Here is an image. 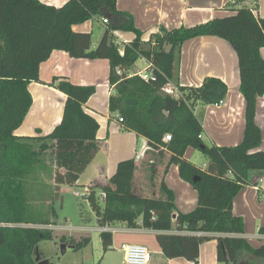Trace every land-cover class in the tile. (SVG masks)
<instances>
[{"label": "trees", "instance_id": "trees-1", "mask_svg": "<svg viewBox=\"0 0 264 264\" xmlns=\"http://www.w3.org/2000/svg\"><path fill=\"white\" fill-rule=\"evenodd\" d=\"M229 11L194 27H161L143 41L133 16L119 11L117 0H69L60 8L39 0H0V224L18 225L0 226V264H37V244L54 238L51 231L19 226L44 223L34 216L38 208L33 209L30 202L34 199L31 184L40 181L38 167L45 163L46 154L50 151L53 156L57 197L64 186L77 184L101 148L100 125L84 109L96 87L63 78L51 83L67 96L62 122L46 136L15 135L33 104L29 84L41 82L40 66L54 51L75 59L108 60L109 83L114 89L110 113L123 118V131L146 138L156 150L168 151V167L176 165L181 179L198 194L197 207L188 213L178 210L175 194L164 182L160 187L163 197L139 195L134 189L136 162L124 160L106 185H92L84 195L99 227L124 225L154 231L158 246L170 260L183 258L198 264L201 246L215 239L219 263L264 264V244L254 248L238 237L245 233V224L233 213L235 198L253 184L252 174L264 175V152L258 150L263 136L256 123L257 101L264 96V19L246 7ZM98 16L108 23L101 42L94 46L91 33H77L73 27ZM117 31L131 32L135 38L121 43L116 40ZM199 37L223 39L237 54L240 92L246 104L244 137L237 146L207 144L201 118L196 115L199 106L224 103L228 86L215 77L205 78L197 87L179 83L181 48ZM169 46H173L170 54L166 52ZM139 59L148 63V80L132 73ZM171 86L177 95L166 92ZM167 135L170 141H165ZM189 148L204 155V167L186 159ZM100 236L103 250L110 251L113 233L101 231ZM61 243L79 251L91 238L62 237Z\"/></svg>", "mask_w": 264, "mask_h": 264}, {"label": "crops", "instance_id": "crops-1", "mask_svg": "<svg viewBox=\"0 0 264 264\" xmlns=\"http://www.w3.org/2000/svg\"><path fill=\"white\" fill-rule=\"evenodd\" d=\"M39 1L60 8L69 0ZM235 1L117 0V8L133 16L136 28L144 34L143 41H147L161 27L167 30L182 26L194 27L228 15L229 10L234 7L250 8L258 18L264 19V0H242L240 3ZM103 20L98 16L74 26L73 30L77 33H91L93 45L97 46L106 30ZM95 30L97 34H94ZM115 37L121 43H129L134 40L135 35L117 31ZM261 54L264 58V48ZM109 75L108 60L75 59L64 51H54L50 59L40 66L41 82L29 84L33 104L15 135L46 136L62 122L67 96L51 86L55 78H63L79 86H95L96 93L84 105V109L100 125L97 137L101 141V148L75 186L87 191L95 184L106 185L120 162L134 159V189L137 194L144 197H163L160 187L164 182L174 192L178 210L183 213L193 211L198 205V194L190 184L181 179L176 165L168 167L171 154L163 149L152 148L146 138L134 132L123 131L121 124L110 113L109 98L114 89L110 86ZM207 77L221 79L228 86V93L223 104L199 106L196 109V115L201 118L204 128L202 138L207 144L218 147L237 146L243 140L246 123V104L240 92L237 54L227 41L217 37H199L185 42L179 61L180 85L197 87ZM256 123L263 136L258 150L264 152V96L257 101ZM194 154L195 150L189 148L186 159L192 162ZM251 181L253 184L246 185L235 198L233 213L242 218L245 224V233L238 237L245 238L251 246L258 248L264 244V233L260 232L264 228V175L253 173ZM107 230L113 233V249L121 250L122 246L131 244L150 246V264H195L183 258L167 259L156 242L154 231L130 229L124 225H114ZM198 264H222L218 261L217 240L213 239L201 246Z\"/></svg>", "mask_w": 264, "mask_h": 264}, {"label": "rangeland", "instance_id": "rangeland-1", "mask_svg": "<svg viewBox=\"0 0 264 264\" xmlns=\"http://www.w3.org/2000/svg\"><path fill=\"white\" fill-rule=\"evenodd\" d=\"M147 65L143 59H139L132 73L146 70ZM44 162L38 167L37 175L40 181L31 184L34 199L30 202L33 209L35 207L38 208L35 210L34 216H37L38 220H43L44 223L19 225L23 228L40 229L53 233V240H44L37 244L35 253L38 256L34 254L36 263L127 264L123 251L115 248L108 252L103 250L100 236L103 229L99 227L96 214L91 208L89 201L84 197L86 194L85 189L77 186H64L58 196H54L55 186L52 171H55V165L50 151L46 154ZM192 162L198 167H203L207 160L201 152L195 150ZM37 191L38 193L40 192L39 195ZM0 226L18 227V225L8 223H2ZM62 237L75 238V240L89 237L91 238V243L82 250L76 251L70 246L67 247L65 245V248L64 244L61 243ZM63 248H65V252H63ZM148 248L151 249L150 246Z\"/></svg>", "mask_w": 264, "mask_h": 264}, {"label": "built area", "instance_id": "built-area-1", "mask_svg": "<svg viewBox=\"0 0 264 264\" xmlns=\"http://www.w3.org/2000/svg\"><path fill=\"white\" fill-rule=\"evenodd\" d=\"M233 3H235V0H233ZM104 23L107 24L108 21L105 19ZM143 60L145 64H148L145 59ZM137 74L141 75L145 80L149 79V75L147 74V69L144 71L137 72ZM166 92L171 95H177L178 90L173 86H171L166 88ZM221 104H223V102ZM115 119L119 124L123 122V118L119 115H116ZM171 139H172L171 135L165 136V141H170ZM77 195L79 194L77 193ZM103 231H109V230L105 228L103 229ZM121 251L124 252V258L127 264H150L152 261V254L149 248L144 245H138V244L124 245L121 247Z\"/></svg>", "mask_w": 264, "mask_h": 264}, {"label": "water", "instance_id": "water-1", "mask_svg": "<svg viewBox=\"0 0 264 264\" xmlns=\"http://www.w3.org/2000/svg\"><path fill=\"white\" fill-rule=\"evenodd\" d=\"M94 34H97V30L94 31ZM172 50H173V46H169L166 52H167L168 54H170ZM164 114H165L166 116H168V113H167L166 111L164 112ZM64 246H65V245H64ZM65 248H66V246H65ZM65 248H63V252H65ZM37 259H39V257H37Z\"/></svg>", "mask_w": 264, "mask_h": 264}]
</instances>
